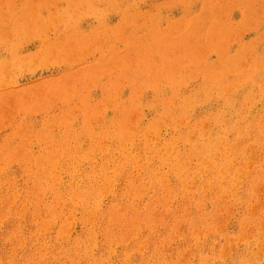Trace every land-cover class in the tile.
<instances>
[{"label": "rangeland", "instance_id": "obj_1", "mask_svg": "<svg viewBox=\"0 0 264 264\" xmlns=\"http://www.w3.org/2000/svg\"><path fill=\"white\" fill-rule=\"evenodd\" d=\"M211 1L0 0V264H264V0Z\"/></svg>", "mask_w": 264, "mask_h": 264}, {"label": "bare ground", "instance_id": "obj_2", "mask_svg": "<svg viewBox=\"0 0 264 264\" xmlns=\"http://www.w3.org/2000/svg\"><path fill=\"white\" fill-rule=\"evenodd\" d=\"M104 1H105V0H104ZM113 1H114V0H113ZM122 1H123V0H122ZM125 1H126V0H125ZM212 1H213V0H212ZM212 1H211V2H212ZM84 3H85V2H84ZM84 3H83V4H84ZM113 3H114V2H113ZM111 4H112V2H111ZM106 5H107V4H106ZM115 5H116V2L114 3V5H112V9H113V10H114L113 6H115ZM136 5H137V4H136ZM209 5H211V4H209ZM71 7H72V6H71ZM77 7H78V6H77ZM81 7H82V6H81ZM83 7H84V6H83ZM209 7H210V6H209ZM109 8H110V7H109ZM207 8H208V7H207ZM77 9H78V8H77ZM110 9H111V8H110ZM130 10H131V9H130ZM211 10H212V9H211ZM80 11H81V10H80ZM89 11H90V10H89ZM63 13H64V12H63ZM70 13H71V12H70ZM137 13H138V12H137ZM141 14H142V13H141ZM141 14H140V15H141ZM220 14H221V13H220ZM81 15H82V14H81ZM125 15H126V14H125ZM140 15H139V16H140ZM209 15H210V14H209ZM72 16H73V15H72ZM101 17H103V16H101ZM101 17H100V18H101ZM127 18H128V17H127ZM127 18H126V20H127ZM138 18H139V17H138ZM32 21H33V20H32ZM137 21H138V20H137ZM145 22H146V20H145ZM38 23H39V22H38ZM129 23H130V22H129ZM211 23H212V22H211ZM14 25H15V24H14ZM154 25H155V24H154ZM213 25H214V24H213ZM213 25H211V26H213ZM169 26H170V25H169ZM232 26H233V25H232ZM190 27H191V26H190ZM203 27H204V26H203ZM214 27H215V25H214ZM147 28H148V27H147ZM184 28H185V27H184ZM212 28H213V27H212ZM212 28H211V29H212ZM122 29H123V28H122ZM180 29H181V28H180ZM211 29H210V30H211ZM215 29H216V28H215ZM13 30H14V29H13ZM131 30H132V29H131ZM177 30H178V29H177ZM207 31H208V30H207ZM211 31H213V30H211ZM216 31H217V30H216ZM19 32H20V31H19ZM160 32H161V31H160ZM110 33H111V32H110ZM148 33H149V32H148ZM173 33H174V32H173ZM187 33H188V31H187ZM65 34H66V33H65ZM154 34H155V33H154ZM176 34H178V33L176 32ZM219 34H221V33H219ZM4 35H5V34H4ZM78 35H79V34H78ZM160 35H161V34H160ZM109 36H110V35H109ZM176 36H177V35H176ZM0 37H2V39H3V35L0 36ZM218 37H219V36H218ZM10 38H12V37H10ZM10 38H9V39H10ZM29 38H30V37H29ZM112 38H113V37H112ZM114 38H115V37H114ZM118 38H119V37H118ZM223 38H225V37H223ZM62 39H63V38H62ZM171 39H172V38H171ZM206 39H207V38H206ZM216 39H217V38H216ZM148 40H149V39H148ZM126 41H127V40H126ZM214 41H215V40H214ZM214 41H212V42H214ZM46 42H47V41H46ZM144 42H145V41H144ZM153 42H154V41H153ZM155 42H156V41H155ZM176 43H177V42H176ZM185 43H186V42H185ZM191 43H192V42H191ZM210 43H211V42H210ZM215 43L217 44V43H218V40H217V42L215 41ZM213 44H214V43H213ZM12 46H13V45H12ZM160 46H161V45H160ZM171 46H173V45H171ZM181 46H182V45H181ZM214 46H216V45L214 44ZM214 46H212V47H214ZM202 47H203V46H202ZM205 47H206V46H205ZM217 47H218V46H217ZM222 47H223V46H222ZM152 48H153V47H152ZM165 48H166V47H165ZM180 48H181V47H180ZM198 48H199V46H198ZM206 48H207V47H206ZM210 48H211V47H210ZM7 49H8V48H7ZM105 49H106V48H105ZM115 49H116V48H115ZM172 49H173V48H172ZM174 49H175V48H174ZM207 49H208V48H207ZM219 49H220V51H221V48H219ZM141 50H142V49H141ZM212 50H213V49H212ZM4 51H5V50H4ZM188 51H189V50H188ZM202 51H203V50H202ZM223 51H224V50H223ZM154 52H155V51H154ZM194 52H195V51H194ZM5 53H6V52H5ZM124 53H125V51H124ZM150 53H151V52H150ZM181 53H182V52H181ZM200 53H201V52H200ZM9 54H10V53H9ZM151 54H152V53H151ZM154 54H155V53H154ZM162 54H163V53H162ZM165 54H166V53H165ZM221 54H223V53H221ZM171 55H172V54H171ZM189 55H190V54H189ZM218 55H219V54H218ZM227 55H228V54H227ZM10 56H11V55H10ZM155 56H156V54H155ZM190 56H191V55H190ZM153 57H154V56H153ZM158 57H160V56H158ZM179 57H180V56H179ZM188 57H189V56H188ZM218 57H219V56H218ZM14 58H15V57H14ZM174 58H175V57H174ZM177 58H178V57H177ZM183 58H184V57H183ZM200 58H201V57H200ZM224 58H225V55H224ZM228 58H229V57H228ZM142 59H143V58H142ZM161 59H162V58H161ZM188 59H189V58H188ZM192 59H193V58H192ZM197 59H198V58H197ZM221 60H222V59H221ZM134 61H135V60H134ZM158 61H159V60H158ZM167 61H169V60H167ZM167 61H166L165 65L167 64ZM186 61H187V60H186ZM225 61H226V60H225ZM233 61H234V59H233ZM235 61H236V60H235ZM235 61H234V63H235ZM13 62H14V61H13ZM17 62H18V61H17ZM171 62H172V61H171ZM173 62H174V61H173ZM176 62H177V61H176ZM190 62H191V61H190ZM231 62H232V60H231ZM108 63H109V62H108ZM199 63H200V62H199ZM218 63H219V62H218ZM222 63H223V62H222ZM222 63H221V65L224 66ZM144 64H145V63H144ZM184 64H185V63H184ZM189 64H190V63H189ZM201 64H202V63H201ZM208 64H209V63H208ZM225 64H227V63H225ZM232 64H233V63H231L230 66H232ZM235 64H236V63H235ZM237 64H238V65H236V66H237V68H238V67H239V63L237 62ZM6 65H7V64H6ZM115 65H116V64H115ZM165 65H164V66H165ZM180 65H181V64H180ZM218 65H219V64H218ZM146 66H147V65H146ZM164 66H163V67H164ZM166 66H167V65H166ZM222 66H221V67H222ZM99 67H100V66H99ZM103 67H104V66H103ZM140 67H141V66H140ZM186 67H187V66H186ZM193 67H194V66H192V68H193ZM202 67H203V66H202ZM216 67H217V66H216ZM221 67H220V68H221ZM225 67H226V66H225ZM225 67H224V68H225ZM15 68H16V67H15ZM112 68H113V67H112ZM116 68H117V67H116ZM116 68H115V69H116ZM145 68H146V67H145ZM170 68H171V67H170ZM214 68H215V67H214ZM234 68H235V67H234ZM234 68H233V69H234ZM29 69H30V68H29ZM139 69H140V68H139ZM146 69H147V68H146ZM151 69H152V68H150L149 72H150V71L152 72ZM178 69H179V68H178ZM203 69H204V68H203ZM215 69H216V68H215ZM235 69H236V68H235ZM141 70H142V69H141ZM179 70H180V69H179ZM181 70H182V69H181ZM237 70H238V69H237ZM221 71H222V70H221ZM223 71L225 72V70H223ZM239 71H240V70H239ZM0 72H1V71H0ZM106 72H107V71H106ZM120 72H121V71H120ZM124 72H125V71H124ZM151 72H150V73H151ZM156 72H159V71H156ZM178 72H179V71H178ZM195 72H196V71H195ZM200 72H201V71H200ZM200 72H198V73H200ZM219 72H220V71H219ZM236 72H237V71H236ZM97 73H98V72H97ZM97 73H96V74H97ZM101 73H103V72H101ZM101 73H100V74H101ZM147 73H148V72H147ZM182 73H183V72H182ZM205 73H206V72H205ZM207 73H208V72H207ZM212 73H213V72H212ZM221 73H222V72H221ZM221 73H220V74H221ZM243 73H244V72H243ZM253 73H255V72H253ZM0 74H1V73H0ZM138 74H139V73H138ZM152 74H153V73H152ZM176 74H177V73H176ZM178 74H179V73H178ZM200 74H202V72H201ZM208 74H209V73H208ZM259 74H260V73H259ZM128 75H130V74H128ZM135 75H136V73H135ZM183 75H184V74H183ZM192 75H193V74H192ZM198 75H199V74H198ZM198 75H197V76H198ZM212 75H213V74H212ZM232 75H233V74H232ZM1 76H2V75H0V77H1ZM8 76H9V75H8ZM8 76H7V77H8ZM13 76H14V75H13ZM78 76H79V75H78ZM125 76H127V75H125ZM137 76H138V75H137ZM155 76H156V75H155ZM170 76H171V75H170ZM207 76H208V75H207ZM213 76H214V75H213ZM237 76H238V75H237ZM241 76H242V75H241ZM246 76H247V75H246ZM248 76H250V75H248ZM248 76H247V77H243V78L246 79V78H248ZM251 76H254V75H252V73H251ZM7 77H6V79H7ZM131 77H132V75H131ZM144 77H145V76H144ZM144 77H142V78H144ZM171 77H172V76H171ZM179 77H180V76H179ZM216 77H217V76H216ZM225 77H226V76H225ZM12 78H13V77H12ZM135 78H136V77H135ZM137 78H138V77H137ZM177 78H178V77H177ZM189 78H190V77H189ZM254 78H255V77H254ZM261 78H262V77H261ZM13 79H15V78H13ZM125 79H127V77H126ZM129 79H130V78H129ZM149 79H150V78H149ZM158 79H159V78H158ZM160 79H161V78H160ZM187 79H188V78H187ZM187 79H186V80H187ZM240 79H241V77H240ZM162 80H163V79H162ZM259 80H260V79H259ZM259 80H258V82H260ZM5 81H6V80H5ZM135 81H136V80H135ZM188 81H189V80H188ZM190 81H192V80H190ZM210 81H211V78H210ZM219 81H220V83H222L221 80H219ZM241 81H242V80H241ZM243 81H245V80H243ZM243 81H242V83H243ZM248 81H250V80H248ZM255 81H256V80H255ZM261 81H262V80H261ZM1 82H2V81H1ZM99 82H100V81H99ZM106 82H107V81H106ZM143 82H144V81H143ZM173 82H174V81H173ZM201 82H202V81H201ZM205 82H206V80H205ZM256 82H257V81H256ZM11 83H12V82H11ZM127 83H128V82H127ZM208 83H209V82H208ZM212 83H213V82H212ZM216 83H217V82H216ZM223 83H224V82H223ZM223 83H222V84H223ZM235 83H236V82H235ZM237 83H240V84H241V82H239V80H238ZM237 83H236V85H237ZM103 84H104V83H103ZM143 84H144V83H143ZM181 84H182V83H181ZM181 84H180V85H181ZM191 84H192V83H191ZM262 84H263V83H262ZM114 85H115V84H114ZM150 85H151V84H150ZM218 85H219V84H218ZM236 85H235V86H236ZM244 85H245V82H244L243 86H244ZM100 86H101V85H100ZM205 86H206V85H205ZM207 86H208V85H207ZM212 86H214V85L212 84ZM219 86H220V85H219ZM223 86L225 87V85H223ZM241 86H242V85H241ZM243 86H242L241 88H243ZM246 86H247V85H246ZM104 87H105V84H104ZM104 87H103V88H104ZM140 87H141V86H140ZM140 87H139V88H140ZM183 87H184V86H183ZM215 87H216V86H215ZM217 87H218V86H217ZM220 87H221V86H220ZM220 87H219V88H220ZM230 87H231V86H230ZM230 87H229V88H230ZM237 87H238V86H237ZM251 87H252V86H251ZM105 88H106V87H105ZM108 88H110V87H108ZM112 88H113V87H112ZM116 88H117V87H116ZM136 88H137V87H136ZM141 88H142V87H141ZM141 88H140V89H141ZM164 88H165V87H164ZM171 88H172V87H171ZM177 88H178V86H177ZM206 88H207V87H206ZM232 88H233V87H232ZM235 88H236V87H235ZM244 88H245V87H244ZM244 88H243V89H244ZM255 88H256V87H255ZM144 89H145V88H144ZM156 89H157V88H156ZM207 89L211 90L209 87H208ZM220 89H221V88H220ZM239 89H240V88H239ZM113 90H114V88H113ZM131 90H132V89H131ZM205 90H206V89H205ZM212 90H214V89H212ZM109 91H110V90H109ZM162 91H163V90H162ZM207 91H208V90H207ZM244 91H245V90H244ZM155 92H156V91H155ZM168 92H169V91H168ZM196 92H197V90H196ZM196 92H195V93H196ZM231 92H232V89H231ZM250 92H251V91H250ZM158 93H159V92H158ZM191 93H192V92H191ZM197 93H198V92H197ZM209 93H210V92H209ZM211 93H212V92H211ZM228 93H230V92H228ZM112 94H113V93H112ZM137 94H138V93H137ZM137 94H136V95H137ZM144 94H145V93H144ZM162 94H163V93H162ZM182 94H183V93H182ZM198 94H199V93H198ZM218 94H219V93H218ZM224 94H225V93H224ZM224 94H223V95H224ZM234 94H235V93H234ZM234 94H233V95H234ZM237 94H238V93H237ZM108 95H109V94H108ZM139 95H140V94H139ZM139 95H138V96H139ZM195 95H196V94H195ZM199 95H200V94H199ZM208 95H209V94H208ZM250 95H251V93H250ZM113 96H114V95H113ZM113 96H112V97H113ZM132 96H135V95H132ZM132 96H131V97H132ZM172 96H173V95H172ZM176 96H177V95H176ZM178 96H179V95H178ZM193 96H194V95H193ZM193 96H192V97H193ZM210 96H211V95H210ZM226 96H227V95H226ZM258 96H259V95H258ZM131 97H130V98H131ZM149 97H150V96H149ZM221 97H222V96H221ZM229 97H230V95H229ZM234 97H235V96H234ZM251 97H252V96H251ZM78 98H79V97H78ZM174 98H175V97H174ZM194 98H195V97H194ZM201 98H202V97H200V99H201ZM209 98H210V97H209ZM111 99H112V98H111ZM136 99H137V98H136ZM190 99H191V98H190ZM197 99H198V98H197ZM212 99H213V97H212ZM69 100H70V99H69ZM131 100H132V99H131ZM139 100H141V99H139ZM201 100H202V99H201ZM205 100H206V98H205ZM230 100H231V99H230ZM230 100H229V101H230ZM251 100H253V99H251ZM251 100H250V101H251ZM111 101H112V100H111ZM116 101H117V100H116ZM174 101H175V100H174ZM211 101H212V100H211ZM232 101H233V100H232ZM81 102H82V100H81ZM140 102H141V101H140ZM186 102H187V101H186ZM192 102H193V101H192ZM192 102H191V103H192ZM203 102H205V101H203ZM129 103H130V101H129ZM121 104H122V103H121ZM121 104H120V105H121ZM126 104H127V103H126ZM136 104H137V103H136ZM181 104H182V103H181ZM187 104H188V103H187ZM231 104H232V103L230 102V104H228V105L231 106ZM234 104L236 105L235 101H234ZM67 105H69V104H67ZM112 105H113V104H112ZM118 105H119V104H118ZM189 105H191V104H189ZM193 105H194V103H193ZM196 105H197V103H196ZM235 105H233V106H235ZM165 106H166V105H165ZM177 106H178V105H177ZM177 106H175V107H177ZM179 106H182V105H179ZM113 107H114V105H113ZM126 107H127V106H126ZM157 107H158V106H157ZM226 107H227V106H226ZM118 108H119V107H118ZM118 108H117V109H118ZM181 108H182V107H181ZM186 108H188V107H186ZM191 108H192V107H191ZM119 109H120V108H119ZM164 109L166 110L167 108H164ZM170 109H171V108H170ZM231 109H232V108H231ZM175 110H176V109H175ZM178 110H179V108H178ZM187 110H188V109H187ZM190 110H191V109H190ZM233 110H234V109H233ZM248 110H249V109H248ZM181 111H182V110H181ZM185 111H186V110H185ZM185 111H184V112H185ZM262 111H264V110H262ZM161 112H162V111H161ZM163 112H164V110H163ZM168 112H169V111H168ZM172 112H173V111H172ZM188 112H189V111H188ZM231 112H232V110H231ZM236 112H237V110H236ZM134 113H135V112H134ZM164 113H165V115H166L167 111L164 112ZM132 114H133V113H132ZM132 114H131V115H132ZM137 114H138V113H137ZM171 114H172V113H171ZM211 114H212V113H211ZM239 114H240V113H239ZM239 114H238V115H239ZM255 114H258V113H255ZM255 114H252V115H255ZM261 114H262V113H261ZM113 115H114V114H113ZM168 115H169V118H170V114H168ZM186 115H187V114H186ZM212 115H213V114H212ZM230 115H231V114H230ZM166 116H167V115H166ZM171 116H172V115H171ZM174 116H175V115H174ZM215 116H216V115H215ZM222 116H223V113H222ZM131 117H132V116H131ZM172 117H173V116H172ZM175 117H176V116H175ZM209 117H210V116H209ZM211 117H212V116H211ZM211 117H210V118H211ZM258 117H259V116H258ZM121 118H122V117H121ZM176 118H177V117H176ZM218 118H220L219 115H218ZM218 118H217V120H218ZM236 118H237V117H236ZM255 118H257V117L255 116ZM122 119H123V118H122ZM131 119H132V118H131ZM220 119H221V118H220ZM222 119H223V118H222ZM238 119H239V118H238ZM161 120H162V119H161ZM168 120H170V119H168ZM175 120H176V119H175ZM217 120H216V121H217ZM239 120H240V119H239ZM120 121H122V120H120ZM221 121H222V120H221ZM169 122H170V121H169ZM237 122H238V120H237ZM260 122H261V121H260ZM119 123H120V122H119ZM122 123H123V122H122ZM122 123H120V124H122ZM126 123H127V122H126ZM252 123H253V122H252ZM171 124H172V122H171ZM221 124H222V123H221ZM228 124H229V123H228ZM128 125H129V124H128ZM218 125H220V124H218ZM249 125H250V124H249ZM249 125H248V128H249ZM255 125H256V124H255ZM115 126H116V125H115ZM251 126H252V125H251ZM118 127H120V125H119ZM121 127H123V126H121ZM123 128H124V127H123ZM133 128H134V127H133ZM143 128H144V127H143ZM148 128H149V127L145 128V130L147 129L146 132H149L148 130H150L151 128L153 129L152 126L150 127V129H148ZM235 128H236V125H235ZM253 128H254V127H253ZM120 129H121V128H120ZM130 129H131V127H130ZM123 130L126 131L125 128H124ZM254 130H255V129H254ZM256 130L258 131V127H257ZM76 131H77V130H76ZM120 131H121V130H120ZM223 131H224V130H223ZM257 131H256V132H257ZM68 132H69V131H68ZM86 132H87V131H86ZM126 132H127V134H128L129 131H126ZM126 132H125V134H126ZM139 132H142V131H139ZM218 132H219V131H218ZM220 132H222V131H220ZM236 132H237V131H236ZM250 132H251V129H250ZM252 132H253V131H252ZM49 133H50V132H49ZM69 133H70V132H69ZM76 133H77V132H76ZM78 133H80V132H78ZM119 133H120V132H119ZM142 133H143V132H142ZM227 133H228V132H227ZM258 133H260V132H258ZM38 134H39V133H38ZM66 134H67V133H66ZM66 134H65V135H66ZM86 134H87V133H85V135H86ZM121 134H122V133H121ZM127 134H126V135H127ZM129 134H130V132H129ZM129 134H128V135H129ZM134 134H135V133H134ZM134 134H133V135H134ZM146 134H147V133H146ZM158 134H159V133H158ZM249 134L252 135V133H249ZM256 134H257V133H256ZM46 135H47V134H46ZM71 135H72V134H71ZM126 135H125V136H126ZM128 135H127V136H128ZM203 135H204V133H203ZM217 135H219V134L217 133ZM226 135H227V134H226ZM226 135H225V136H226ZM52 136H53V134H52ZM120 136H121V135H120ZM122 136H123V135H122ZM127 136H126V138H127ZM130 136H131V135H130ZM136 136H137V134H136ZM197 136H199V135H197ZM206 136H207V135L205 134V138H207ZM208 136H209V135H208ZM222 136H223V138H225L224 135H221L220 137H222ZM245 136H246V135H245ZM252 136H253V135H252ZM255 136H256V135H255ZM36 137H37V136H36ZM58 137H59V136H58ZM76 137H77V135H76ZM183 137H184V136H183ZM220 137H219V138H220ZM226 137H227V136H226ZM59 138H61V137H59ZM71 138H72V137H71ZM74 138H75V137H74ZM121 138H122V137H121ZM121 138H120V139H121ZM126 138H125V139H126ZM139 138H140V137H139ZM141 138H143V137L141 136ZM199 138H200V137H199ZM238 138H240V137H238ZM245 138H246V137H245ZM245 138H244V140H245ZM248 138H249V137H248ZM259 138H260V136H259ZM64 139H65V138H64ZM90 139H91V138H90ZM116 139H117V138H116ZM120 139H119V140H120ZM122 139H123V138H122ZM127 139H128V138H127ZM129 139H130V138H129ZM136 139H137V138H136ZM175 139H176V138H175ZM200 139H201V138H200ZM203 139H204V138H203ZM207 139H208V138H207ZM221 139H222V138H221ZM221 139H220V140H221ZM227 139H228V138H227ZM251 139H253V137H252ZM251 139H250V140H251ZM261 139H262V138H261ZM24 140H25V139H24ZM57 140H58V139H57ZM60 140H61V139H60ZM91 140H92V139H91ZM110 140H111V139H110ZM110 140H109V141H110ZM119 140L117 139V141H119ZM142 140H144V139H142ZM145 140H146V139H145ZM147 140H148V139H147ZM147 140H146V142H147ZM181 140H182V139H181ZM213 140H214V139H213ZM229 140H230V138H229ZM248 140H249V139H248ZM250 140H249V141H250ZM255 140H256V139H255ZM257 140H258V137H257ZM40 141H41V140H40ZM54 141H55V140H54ZM113 141H114V140H113ZM137 141H138V140H137ZM186 141H188V138H187ZM210 141H211V139H210ZM216 141H217V140H216ZM216 141H215V142H216ZM230 141L234 142V140H230ZM237 141H239V140H237ZM261 141H262V140H261ZM42 142H43V141H42ZM57 142H58V141H57ZM60 142H61V141H60ZM89 142H90V141H89ZM111 142H112V141H111ZM119 142H121V144L123 143L122 140L119 141ZM127 142H128V141H127ZM138 142H139V141H138ZM138 142H137V143H138ZM148 142H149V141H148ZM165 142H166V141H165ZM167 142H168V140H167ZM169 142H170V141H169ZM203 142H204V141H203ZM208 142H209V139H208ZM208 142H207V143H208ZM223 142H225V141H223ZM243 142H244V141H243ZM24 143H25V142H24ZM43 143H44V142H43ZM51 143H52V142H51ZM131 143H133V142H131ZM131 143H130V145H131ZM141 143H142V142H141ZM143 143H144V142H143ZM143 143H142V144H143ZM186 143H188V142H186ZM191 143H192V142H191ZM199 143H201V142H199ZM199 143H198V144H199ZM207 143H206V144H207ZM209 143H210V147H209L210 150H211L212 148L214 149V146L211 148V145H212L211 142H209ZM217 143H219V140L217 141ZM236 143H237V142H236ZM247 143H248V142H247ZM247 143H246V146H247ZM257 143H259V142H257ZM26 144H28V143H26ZM112 144H113V142H112ZM115 144H116V143H115ZM121 144H120V145H121ZM125 144H126V142H125ZM144 144H145V143H144ZM144 144H143V145H144ZM156 144H157V143H156ZM165 144L167 145L168 143H165ZM182 144H183V143H182ZM219 144H220V143H219ZM221 144H223V143H221ZM232 144H233V143H232ZM234 144H235V142H234ZM242 144H243V143H242ZM249 144H250V143H249ZM24 145H25V144H24ZM39 145H40V144H39ZM166 145H165V147H167ZM214 145H215V143H214ZM217 145H218V144H217ZM223 145H224V144H223ZM9 146H10V145H9ZM47 146H48V145H47ZM169 146H171V145H169ZM193 146H194V145H193ZM197 146H198V145H197ZM200 146H202V144H200ZM200 146H198V147H200ZM206 146H209V145H206ZM19 147H20V146H19ZM28 147H29V146L27 145V148H28ZM104 147H105V146H104ZM113 147H114V146H113ZM122 147H123V146H121L120 150L122 149L121 152H124L125 149H124V147H123V148H122ZM148 147H149V143H148ZM154 147L156 148V146H154ZM154 147H153V148H154ZM172 147H173V146H172ZM203 147H204V145H203ZM203 147H200V148L204 150ZM217 147H218V146H216V148H217ZM219 147H220V146H219ZM221 147H223V146H221ZM228 147H229V146H228ZM232 147H233V145H232ZM234 147H235V146H234ZM248 147H249V146H248ZM3 148H5V147L3 146ZM20 148H21V147H20ZM20 148H19V149H20ZM92 148H95V147H92ZM129 148H130V147H129ZM138 148H139V147H138ZM142 148H143V146H142ZM158 148H159V147H158ZM158 148H157V149H158ZM160 148H161V147H160ZM170 148H171V147H169V149H170ZM183 148H184V147H183ZM223 148H224V147H223ZM81 149H82V148H81ZM86 149H87V148H86ZM115 149H116V148H115ZM130 149H131V148H130ZM146 149H147V148H146ZM165 149H166V148H165ZM169 149H168V150H169ZM175 149H176V148H175ZM201 149H200L199 151H202ZM218 149H220V148H218ZM17 150H18V149H17ZM48 150H49V149H48ZM48 150H47V151H48ZM77 150H78V149H77ZM84 150H85V149H84ZM92 150H93V149H91V151H92ZM94 150H95V149H94ZM98 150H99V148H98ZM98 150H97V151H98ZM113 150H114V149H113ZM163 150H164V149H163ZM163 150H162V151H163ZM170 150H171V149H170ZM170 150H169V151H170ZM195 150H197V149H195ZM210 150H209V156H210V154H211V153H210ZM229 150H230V149H229ZM232 150H233V149H232ZM6 151H7V150H6ZM86 151H88V150H85L84 153H85ZM91 151H90V152H91ZM128 151H129V150H128ZM145 151H146V150H145ZM157 151H158V150H157ZM157 151L155 150L156 154H158V153L160 154L161 150H160V152L158 151V153H157ZM164 151H165V150H164ZM169 151H168V152H169ZM172 151L174 152V149H173ZM225 151H226V150H225ZM238 151H239V150H238ZM242 151H243V149H242ZM242 151H241V152H242ZM19 152H20V151H19ZM49 152H50V151H49ZM67 152H68V151H67ZM70 152H71V151H70ZM79 152H80V151H79ZM93 152H94V151H93ZM110 152H111V151H110ZM116 152H120V151H116ZM148 152H149V151H147V153H148ZM207 152H208V151H207ZM207 152H206V153H207ZM212 152H213V151H212ZM223 152H224V151H223ZM228 152H229V151H228ZM46 153H47V152H46ZM68 153H69V152H68ZM125 153H127V150L125 151ZM137 153H138V152H137ZM145 153H146V152H145ZM176 153H178V152H176ZM204 153H205V152H204ZM16 154H17V153H16ZM39 154H40V153H39ZM41 154H42V153H41ZM41 154L39 155V157H41ZM70 154H71V153H70ZM70 154H69V155H70ZM77 154H78V153H77ZM85 154H86V153H85ZM91 154H92V153H91ZM113 154H115V152H114ZM118 154L122 155L121 153H118ZM167 154H168V153H167ZM194 154H195V153H194ZM12 155H13V154H12ZM17 155H18V154H17ZM43 155H44V154H43ZM48 155H49V154H48ZM69 155H68V156H69ZM79 155H80V154H79ZM150 155H151V154H149L148 156L151 157ZM152 155H153V154H152ZM178 155H179V154H178ZM200 155H202V153H201ZM200 155H199V157H200ZM249 155H250V154H249ZM30 156H31V155H30ZM72 156H73V155H72ZM88 156H89V155H88ZM91 156H92V155H91ZM134 156H135V155H134ZM134 156H133V157H134ZM148 156H147V157H148ZM4 157H5V156H4ZM15 157H16V156H15ZM18 157H19V156H17V160H18ZM46 157H47V155H46ZM82 157H84V155H83ZM118 157H119V155H118ZM118 157H117V158H118ZM125 157H126V155H125ZM128 157H129V156H128ZM169 157H170V156H169ZM176 157H177V156H176ZM197 157H198V156H197ZM201 157H202V156H201ZM201 157H200V158H201ZM204 157H206L205 154H204ZM204 157H203V158H204ZM214 157H215V155H214ZM235 157H236V155H235ZM8 158H9V157H8ZM19 158H20V157H19ZM54 158H55V157H54ZM72 158H73V157H72ZM85 158H86V157H85ZM111 158H112V157H111ZM114 158H115V157H114ZM117 158H116V159H117ZM126 158H127V157H126ZM209 158H211V157H209ZM212 158H213V157H212ZM229 158H230V157H229ZM4 159H5V158H4ZM15 159H16V158H15ZM51 159H52V158H51ZM51 159H49L50 162H51ZM55 159H56V158H55ZM66 159H67V158H66ZM69 159H70V157H69ZM99 159H100V158H99ZM105 159H107V158H106V155H105ZM116 159H115V160H116ZM122 159H123V160H126V159H124V157H123ZM145 159H147V158L145 157ZM213 159H214V158H213ZM213 159H212V160H213ZM226 159H227V160H226ZM226 159H225L226 161L229 160V159L227 158V155H226ZM10 160H11V159H10ZM40 160H41V159H40ZM108 160H109V159H108ZM110 160H111V159H110ZM113 160H114V159H113ZM113 160H111V161H113ZM119 160H120V159H119ZM149 160H150V159H149ZM174 160H176V159H174ZM180 160H181V161H180ZM180 160H179V162H182V159H180ZM187 160H188V159H187ZM3 161H4V160H3ZM30 161H31V160H30ZM71 161H72V160H71ZM76 161H77V160H76ZM80 161H81V160H80ZM83 161H84V160H83ZM93 161H94V160H93ZM100 161H101V160H100ZM102 161H103V160H102ZM128 161H129V160H128ZM176 161H177V163H179L178 160H176ZM194 161H195V160H194ZM9 162H10V161H9ZM12 162H13V161H12ZM31 162H32V161H31ZM37 162H38V161H37ZM41 162H42V160H41ZM48 162H49V161H48ZM67 162H68V161H67ZM106 162H107V161H106ZM162 162H163V161H162ZM213 162H214V160H213ZM10 163H11V162H10ZM21 163H22V162H21ZM78 163H79V162H78ZM94 163H95V162H94ZM103 163H104V162H103ZM103 163H100V164H103ZM115 163H116V162H115ZM115 163H114V164H115ZM118 163H119V162H118ZM118 163H117V164H118ZM145 163H146V162H145ZM177 163H175V164H177ZM198 163H199V162H198ZM46 164L48 165V163H46ZM46 164H44V166H45ZM51 164H52V163H51ZM122 164H124L123 161H122L121 165H122ZM173 164H174V163H173ZM226 164L228 165V163H226ZM231 164H232V163H231ZM49 165H50V164H49ZM93 165H94V164H93ZM180 165H181V163L179 164V166H180ZM227 165H225V166H227ZM24 166L26 167V165H24ZM60 166H61V165H60ZM72 166H73V165H72ZM72 166H70V167H72ZM102 166H103V165H102ZM117 166H119V165H117ZM145 166H146V164H145ZM173 166H174V165H173ZM182 166H183V165H182ZM182 166H181V167H182ZM234 166H235V165H234ZM251 166H252V165H251ZM35 167H36V166H35ZM45 167H46V166H45ZM45 167H44V168H45ZM49 167H50V166H49ZM49 167H48V168H49ZM96 167H97V166H96ZM99 167H100V165H99ZM99 167H98V168H95V167H94V168L97 170V169H99ZM120 167H122V166H120ZM147 167H148V166H147ZM174 167H175V166H174ZM232 167H233V165H232ZM1 168H2V166H1ZM1 168H0V169H1ZM36 168H37V167H36ZM50 168H51V167H50ZM66 168H67V166H66ZM73 168H74V167H73ZM73 168H72V169H73ZM91 168H93V167L91 166ZM102 168H103V167H102ZM106 168H107V167H106ZM118 168H119V167H118ZM219 168H220V167H218V169H219ZM235 168H236V167H235ZM95 169H93V170H95ZM103 169H104V168H103ZM115 169H116V167H115ZM146 169H147V168H146ZM237 169H238V168H236V170H237ZM104 170H106V169H104ZM108 170H109V169H108ZM110 170L113 171V170H114V167H113V169L110 168ZM220 170H221V168H220ZM223 170H224V168H223ZM223 170H221V171H223ZM225 170H227V169L225 168ZM238 170H239V169H238ZM60 171H61V170H60ZM91 171H92V170H91ZM100 171H101V169H100ZM118 171H119V170H118ZM217 171H218V170H217ZM26 172H27V170H26ZM44 172H45V171H44ZM70 172H71V171H70ZM78 172H79V171H78ZM96 172H97V171H96ZM113 172H114V171H113ZM219 172H220V171H219ZM54 173H55V172H54ZM54 173H53V174H54ZM60 173H61V172H60ZM89 173H90V172H89ZM89 173H88V174H89ZM94 173H95V172H94ZM99 173H100V172H99ZM102 173H103V171H102ZM102 173H101V175H102ZM115 173H116V172H115ZM122 173H123V172H122ZM124 173H125V172H124ZM221 173H222V172H221ZM240 173H241V171H240ZM46 174H47V173H46ZM49 174H50V173H49ZM95 174H97V173H95ZM109 174H110V173H109ZM113 174H114V173H113ZM225 174H226V173H225ZM92 175H93V174H92ZM124 175H125V174H124ZM226 175L228 176V174H226ZM31 176H32V175H31ZM87 176H88V175H87ZM89 176H90V175H89ZM96 176H98V175H96ZM96 176H95V177H96ZM99 176H100V175H99ZM114 176H115V175H114ZM153 176H154V175H153ZM227 176H226V177H227ZM235 176H236V175H235ZM241 176H242V175H241ZM1 177H2V176H1ZM4 177H5V176H4ZM45 177H46V176H45ZM51 177H52V176H51ZM95 177H94V178H95ZM230 177H231V176H230ZM87 178H88V177H87ZM90 178H91V177H90ZM106 178H108V180H109V177L106 176ZM219 178L222 179L221 176H220ZM219 178H217V179H219ZM42 179H43V178H42ZM46 179H47V178H46ZM85 179H86V178H85ZM97 179H98V178H97ZM99 179H100V178H99ZM113 179H114V178H113ZM210 179H211V178H210ZM215 179H216V178H215ZM88 180H89V179H88ZM103 180H104V179H103ZM103 180H102V181H103ZM111 180H112V179H111ZM213 180H214V179H213ZM227 180H228V178H227ZM42 181H43V180H42ZM42 181H41V182H42ZM44 181H45V179H44ZM46 181H47V180H46ZM89 181H90V180H89ZM7 182H8V181H7ZM35 182H36V181H35ZM68 182H69V180H68ZM29 183H30V182H29ZM43 183H44V182H43ZM92 183H93V182H92ZM99 183H100V182H99ZM103 183H105V182H102V185H103V186H105L106 184H108L107 181H106L105 185H104ZM116 183H117V182H116ZM33 184H34V183H33ZM37 184H38V183H37ZM57 184H58V183H57ZM72 184H73V183H72ZM100 184H101V183H100ZM0 185H1V184H0ZM29 185H30V184H29ZM35 185H36V184H35ZM39 185H40V184H39ZM77 185H78V184H77ZM82 185H83V184H82ZM5 186H7V185H5ZM10 186H11V185H10ZM33 186H34V185H33ZM40 186H41V185H40ZM103 186H102V187H103ZM108 186H109V185H108ZM3 187H4V186H3ZM74 187H75V186H74ZM80 187H81V186H80ZM90 187H91V186H90ZM100 187H101V185H100ZM35 188H36V187H35ZM43 188H44V187H43ZM93 188H95V187H93ZM12 189H13V188H11V190H12ZM50 189H51V188H50ZM54 189H55V188H54ZM103 189H104V188H103ZM23 190H24V189H23ZM66 190H67V189H66ZM79 190H80V189H79ZM97 190H98V189H97ZM105 190H106V189H105ZM110 190H111V189H110ZM36 191H38V190H36ZM40 191H41V190H40ZM55 191H56V190H55ZM55 191H54V193H55ZM92 191L94 192V189H93ZM111 191H112V190H111ZM12 192H13V191H12ZM21 192H22V191H21ZM81 192H82V191H81ZM10 193H11V192H10ZM10 193H9V194H10ZM25 193H26V192H25ZM40 193H41V192H40ZM43 193H45V192H43ZM64 193H65V192H64ZM70 193H71V192H70ZM73 193H74V192H73ZM89 193H91V192H89ZM101 193H102V192H101ZM105 193H106V192H105ZM12 194H13V193H12ZM15 194H16V193H15ZM38 194H39V191H38ZM75 194H77V193H75ZM86 194H88V193H86ZM112 194H113V193H112ZM42 195H44V194H42ZM42 195H40V196L42 197ZM89 195H90V194H89ZM15 196H16V195H15ZM54 196L57 197L56 194H55ZM60 196H61V195H60ZM79 196H80V195H79ZM79 196H77V198H78ZM126 196H127V195H126ZM52 197H53V196H52ZM8 198H9V197H8ZM57 199H58V198H57ZM83 199H84V198H83ZM26 200H27V199H26ZM59 200H60V199H59ZM3 201H4V200H3ZM3 201L1 200V203H3ZM9 201H11V200H9ZM22 201H23V200H22ZM56 201H58V200H56ZM4 202H5V201H4ZM12 202H14V201L12 200ZM85 202H86V201H85ZM28 203H29V202H28ZM94 203H95V202H94ZM3 205H4V204H2V206H3ZM0 206H1V205H0ZM6 206H7V205H6ZM98 206H99V205H98ZM4 207H5V206H4ZM114 207H115V206H114ZM114 207H113V208H114ZM1 208H2V207H1ZM101 210H102V209H101ZM112 210H113V209H112ZM3 211H4V210H3ZM3 211H2V212H3ZM92 211H93V210H92ZM39 212H40V211H39ZM216 212H217V211H216ZM0 214H1V213H0ZM50 214H51V213H50ZM144 214H145V213H144ZM4 216H5V215H4ZM141 216H143V215L141 214ZM5 217H6V216H5ZM223 225H224V224H223ZM259 258H260V257H259ZM255 259H256V258H255ZM258 260H259V259H258ZM258 260H257V261H258ZM255 264H256V263H255Z\"/></svg>", "mask_w": 264, "mask_h": 264}]
</instances>
